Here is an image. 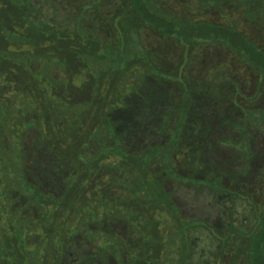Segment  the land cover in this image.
Listing matches in <instances>:
<instances>
[{"label": "trees", "instance_id": "obj_1", "mask_svg": "<svg viewBox=\"0 0 264 264\" xmlns=\"http://www.w3.org/2000/svg\"><path fill=\"white\" fill-rule=\"evenodd\" d=\"M180 1L192 2L0 0V95L6 98L0 112V184L7 196L0 206L10 216L5 221L0 213L5 221L0 264H26L25 247L17 241L26 230L15 219L17 203L25 206L23 217L31 206L38 219L39 209L51 211L52 236L63 238L55 264H264L261 65L251 66L234 36L227 46L192 50L205 58L189 64L179 58L182 47L170 46L172 54L160 49L162 59L144 60L141 76L125 84L108 60L113 37L124 33L129 19L128 10L116 19L126 3L136 25H143L144 14L164 19L166 14L156 12L171 11L188 18L200 6L219 21L224 4L216 0L206 9L196 0L193 12V4L186 9ZM153 31L163 36L160 26ZM25 46L28 52L19 48ZM103 47L105 55L99 54ZM82 54L108 64L99 72L87 58L75 67ZM44 58L51 60L49 96L47 76L37 71ZM206 72L225 78L205 81ZM14 93L20 94L18 107L9 111L6 101ZM45 96L49 112L43 113L34 103ZM255 109L260 112L252 113ZM10 134L17 139L13 154ZM12 155L20 162L18 174L4 178V162L13 161ZM207 190L213 200L228 197L225 219L215 226L183 211L182 199L195 193L198 200ZM74 194L84 202L66 204ZM75 202L86 206L85 216H73ZM67 220L71 234L62 237L57 225Z\"/></svg>", "mask_w": 264, "mask_h": 264}, {"label": "rangeland", "instance_id": "obj_2", "mask_svg": "<svg viewBox=\"0 0 264 264\" xmlns=\"http://www.w3.org/2000/svg\"><path fill=\"white\" fill-rule=\"evenodd\" d=\"M190 1L192 2L189 3L187 2L181 3V1L179 2V5L182 8L185 7L186 9L188 8L191 9V6L193 4L194 5L193 12L198 9V11H196L195 13H191L188 16V18H185L183 16H177V14H174L171 11H165L162 13L156 12L155 15H157V17H159L158 14H166V16H161L164 19H154V16H151L149 14H144L146 19L143 25L140 24L136 25L134 21L135 18L133 17L134 11L132 12L131 6L130 9H128L129 3L123 5V11L120 14V16H118V18L116 17V19H119L128 10L129 19L127 18L125 21L124 33L121 35L117 34L116 36H114L113 46L109 48L107 47L108 50L112 51V53L110 54L112 58H108V60L111 61L112 64L115 65V67H117L116 69L119 70L118 73H119V78L121 79L120 80L121 84H125L126 82H128L130 80V76H136L137 78L141 76L137 74H139L140 72L139 66H141V64L144 63V60L146 62H149V58H151L152 56L156 61L161 60L162 51L160 49H162L164 52L167 53L168 51H170L169 48L174 49V47L175 48L182 47V54L179 55V58L184 59L189 64L191 61H194V59L200 60L202 58H205V56L195 57L193 53L194 50L201 51L202 47L227 46L226 44L228 42H232L233 36H234L233 38L236 39V42L241 41L243 48H246V50L248 51V53H245L244 56L245 58L249 57V59H252L250 60V63H252L251 66H253V68H259L261 65L260 69L263 71L262 73H264V41H263L264 0H224V4H222L221 6L222 10L219 13L217 12L219 21L215 20V18L207 16V14H205L201 6L197 8L198 2L196 0H190ZM202 1L205 3L204 6L206 9L207 7H209V5H213V3H216V0H202ZM231 3L232 6L236 7V9L238 10L233 12L232 14L231 11L229 10V8L232 6H228L229 4L231 5ZM241 17L242 19L239 20V18ZM159 26L161 29L160 33H162L163 36H158V34H154L153 30L155 28H158ZM160 37H162V40L165 41L164 42L160 41ZM216 37L220 38V42H216ZM9 40L13 41L14 39H9ZM152 45H155L156 47L162 45V47H157L156 51H150L151 50L150 47H152ZM170 46H174V47H170ZM10 47L14 48V46L13 47L10 46ZM81 47H83V45H81ZM19 48H22L27 52L29 50L27 46L19 47ZM98 50H99V54L102 55L108 53L106 51L107 49H104V47L99 48ZM225 51L226 50H224L223 52ZM169 54H172L171 51L169 52ZM204 55H206V53H204ZM173 57L175 58L176 56ZM25 58L29 61V63H32L35 66L36 63L32 60L31 61L29 60L30 58L29 55H26ZM86 59L87 61L95 62L93 59H91V57H85L82 54L78 59L79 60L78 63L76 62L77 64H74L75 67L78 64H79L78 66L80 67V64L82 65L86 61ZM49 60H46V58H44L42 60V64L40 63V67L37 69V71H39L38 73H40L43 77L46 78L47 76L46 78L48 79V82L46 83L47 96L50 95L49 68L51 66V60L50 61ZM224 60L225 58H223V61ZM95 64L97 70L100 72L102 67H106L108 62L107 60L105 61L103 60L99 63L98 61H96ZM219 64H222V62H220ZM132 66H134L132 72L126 75L125 71L127 67L130 68ZM221 68L223 69V71H225L224 65H222ZM115 73L116 72H112L111 74L114 76ZM111 74L109 76H112ZM96 76L99 77L97 73ZM262 76L264 75L262 74ZM203 78H205V81H211V80L218 81L225 77L223 76V78L219 77V79H217L218 77L210 76L206 72L203 75ZM19 95H20L19 93L17 94L14 93L15 98L13 97V100H11L10 102L6 101L7 106L5 107V109L12 111L14 110V108H17ZM47 96H45L46 100L44 99V102L42 99H40V100H36V102L34 103L35 105H37V107L41 108L43 113L49 112V99ZM3 97H4L3 95H0V112L1 109H4V105H5L6 98L4 99ZM25 102L26 104H28V100ZM251 112L258 114L260 111L255 109ZM252 115L251 118L255 119ZM259 116L262 117V115H258V118ZM46 127L49 128V125L47 124ZM31 134L32 132H30L28 135ZM16 141L17 139L15 135L12 134L7 135V143L9 145L11 154L14 153ZM12 156L15 158L13 159V161L9 159L8 163L6 161L4 162L3 170L1 171L2 172L1 175L4 178L9 176L13 177L15 175L17 176L18 174L19 171L18 165L20 164V162H17V159L14 155ZM3 190L4 189L2 188V184H0L1 202H3V199L5 197H7ZM74 196L75 194L73 195V200L69 202H67V198H65L66 204L67 203L73 204V202L76 199H79V202L82 203L83 200L80 196L75 199ZM194 196H196L195 193H193L192 197L189 199L188 197L182 199V202L186 206L185 209L183 210L185 211V216H187L188 218L203 217L214 226L224 221L226 215L224 202L228 199L227 196L219 195L216 196L217 198L215 200H213L212 198H214L215 195L214 193H212V191L209 190H207L206 193L199 194L198 200L197 198H194ZM81 203L80 204L76 203L78 206L76 207V209H74L75 212H73V216L75 215L74 213H77L80 216H85L83 211H85L84 209L86 208V206H84L83 204L81 205ZM1 208L2 205L0 206V213L3 215V219L6 221L9 219L10 216L5 215L4 214L5 209L4 208L1 209ZM34 208L35 206L33 207L31 206V208L29 209V216L23 217V211L25 209V206L17 203V208H16L17 210L15 211L16 212L15 219L17 218L21 219L20 224H22V226L26 228V230L21 236L19 237L17 236L18 237L17 241L19 240V242H21L20 246L23 244L22 246H24L26 250L24 255H22V258L25 257L23 261H25L26 264H55V262H57V260L59 259L57 255L58 254L60 255V253H58L59 251H57L56 248L60 246V243L62 242L63 238H61L60 236L59 237L52 236V227L50 221L51 211L48 208L45 209L42 208V210L39 209V211H42L43 214L42 216L43 220H42L36 218ZM4 220L0 221V224L1 222L2 224H4L5 222ZM87 222H89V219L88 221H86V223ZM25 224H27V226H25ZM71 224L72 223L68 220L67 222L64 223H58L57 229L59 228L62 229L61 232L60 231L57 232L63 233L62 237L64 235L68 236V234H71L70 232V227L72 226ZM18 228H20L19 224H18ZM114 250L115 249H113V251L111 252H114ZM176 254L178 258V252Z\"/></svg>", "mask_w": 264, "mask_h": 264}]
</instances>
